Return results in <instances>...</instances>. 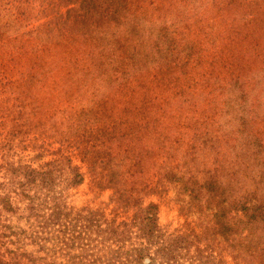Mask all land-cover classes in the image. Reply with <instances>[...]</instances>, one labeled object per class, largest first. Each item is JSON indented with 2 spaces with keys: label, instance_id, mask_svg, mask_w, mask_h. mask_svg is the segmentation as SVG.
<instances>
[{
  "label": "rangeland",
  "instance_id": "374dc122",
  "mask_svg": "<svg viewBox=\"0 0 264 264\" xmlns=\"http://www.w3.org/2000/svg\"><path fill=\"white\" fill-rule=\"evenodd\" d=\"M8 196L0 264H264V0H0Z\"/></svg>",
  "mask_w": 264,
  "mask_h": 264
},
{
  "label": "trees",
  "instance_id": "16d2710c",
  "mask_svg": "<svg viewBox=\"0 0 264 264\" xmlns=\"http://www.w3.org/2000/svg\"><path fill=\"white\" fill-rule=\"evenodd\" d=\"M24 196L23 193H20ZM1 205H3V208L1 207ZM11 202H10V196L8 197H4L1 199L0 201V217L3 213L4 210H11ZM144 214H143V218H142V237H145L148 239V241L152 238L153 232H154V227L157 224V220H158V213H157V206L154 205H150L148 208L144 209ZM92 215H94V213H92ZM96 215V214H95ZM53 216H57L56 213L53 214ZM95 217V216H94ZM92 218L91 220L94 221L95 218ZM81 219H86L83 218V216H80V220ZM145 223V224H144ZM127 226V225H125ZM112 228H110L111 230ZM138 251V255L137 257H134V261L138 263L139 260H142V255L144 254V249H137Z\"/></svg>",
  "mask_w": 264,
  "mask_h": 264
}]
</instances>
